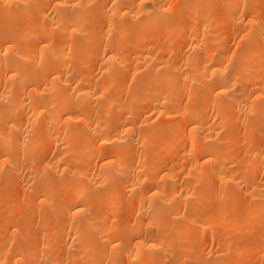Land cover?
Listing matches in <instances>:
<instances>
[{"label": "bare ground", "instance_id": "obj_1", "mask_svg": "<svg viewBox=\"0 0 264 264\" xmlns=\"http://www.w3.org/2000/svg\"><path fill=\"white\" fill-rule=\"evenodd\" d=\"M30 1L35 2L0 0L9 6L8 24L3 20L9 28L3 34L13 38L0 40V165L18 183V198L11 197L21 205L33 204L46 220L59 218L52 232L60 235L53 247L44 242L48 227L41 228L37 252L17 244L10 247V257L6 246L0 248V264L30 258L46 264L56 247L65 256L57 264H246L228 238L240 230L236 224L245 227L241 237L251 228L246 214L264 225V175H258L264 172V0L259 6L253 0H46L49 13H42L43 24L32 20L34 25L30 18L39 11L29 10ZM96 1L101 27L96 32L89 28L94 33L86 44L97 45L89 44L94 48L88 51L85 40L79 44L77 39L89 22L87 5ZM21 22L29 31L18 42L11 27ZM229 29H236L235 36L229 32L237 42L228 36ZM24 38L34 44L28 48ZM230 40L233 47H222ZM83 55L94 59L93 71L85 67ZM24 62L32 68L25 69ZM121 71L132 87L122 85L127 76L123 73L122 83ZM111 115L113 122L108 121ZM235 124H248L246 147L238 156L221 142L235 141L225 129ZM35 128L44 132L38 144L29 140ZM255 129L260 142L251 147ZM12 142L18 146L15 154L6 148ZM153 145L164 149L157 159L150 158L159 151ZM32 148L48 153L36 166L20 163ZM57 177L59 188L70 189L59 198L51 189L57 181L48 184ZM25 193L28 199L21 197ZM121 194L131 195L128 205L136 218L129 217L128 230L120 236L114 233L119 227L114 213ZM239 195L248 206L237 207L236 214L232 200ZM202 199L212 206L206 210ZM202 210L212 219L200 220ZM232 212L238 217L231 219ZM213 226L222 228L210 237L209 252L194 255L196 240L190 239L192 251L173 253L191 232L200 236ZM172 227L174 237L167 235ZM261 232L257 245L247 248H257L258 264H264V227Z\"/></svg>", "mask_w": 264, "mask_h": 264}, {"label": "rangeland", "instance_id": "obj_2", "mask_svg": "<svg viewBox=\"0 0 264 264\" xmlns=\"http://www.w3.org/2000/svg\"><path fill=\"white\" fill-rule=\"evenodd\" d=\"M253 1H255V5H257V6H259V5H261L260 3H263V0H253ZM33 5H32V4ZM4 4H6V6H4ZM9 5V4H8ZM46 5H47V1L46 0H35V2L33 1H30L29 3H28V5H27V7L29 8V10L31 9L33 12L35 11V10H38L39 12H37V14H35V16L36 17H38V19H35L34 17H32V18H30V23L32 22V20L34 21V24L35 23H37L38 21H39V23H40V21H41V23L40 24H43L44 22H43V17H42V13H49L48 12V9H47V7H46ZM100 3H99V1H96V2H92V3H89L88 5H87V8H86V19L88 18L89 19V22H88V19H87V22L88 23H84V24H86L85 26L83 25V32H84V34L82 33V37H80V38H78L77 39V42L79 43V41H80V43L79 44H82L83 42H84V40H85V42H84V45H86L87 47H89L90 48V46H89V44H91V42L90 43H88V44H86L87 42L86 41H90L89 40V35H92L94 32H96L98 29H96V28H98V27H101L100 26V24L98 25V24H96L97 23V20L96 19H99V21H100V18L98 17H96L97 15L99 16V10H97L96 11V9L99 7V8H101L100 7ZM34 7H36V8H34L35 10H33V8ZM42 6H43V8H44V10L42 9ZM97 6V7H96ZM1 7H2V9L4 10H2L1 9ZM4 7V8H3ZM7 7L9 8V6H7V3H2V6H1V4H0V9L3 11V13H2V11H0V13L1 14H3V15H1L2 16V18H1V16H0V21H1V23H0V25H1V27H0V31L2 30V34H3V32H4V29H7V27L8 26H6L8 23H7V21H8V19H9V17H8V19H5V12H6V9H7ZM18 7V6H17ZM39 7V8H38ZM98 8V9H99ZM8 10V9H7ZM36 12V11H35ZM34 12V13H35ZM96 12V13H95ZM39 13V14H38ZM220 13V12H219ZM261 15V14H260ZM7 16V15H6ZM94 17V18H93ZM7 18V17H6ZM5 19V21H6V23H4L3 22V20ZM38 20V21H37ZM23 21V20H22ZM91 22H93V23H91ZM6 24L5 26L6 27H3L4 26V24ZM91 23V24H90ZM98 23H100V22H98ZM27 23H23V27H22V22H21V24H17V25H15V26H10L11 27V29H13L14 28V30H16L15 32L18 34V38H19V36H21L22 37V35L23 36H25V32H26V34L28 33L27 31H29V26L28 25H26ZM33 23H31L30 25H34ZM87 24H89V26L87 25ZM19 26H21V27H19ZM3 27V28H2ZM84 27H87L86 29H84ZM92 27V28H91ZM9 28V27H8ZM18 28V29H17ZM22 28V29H21ZM92 29V30H94V32L92 31V30H90V29ZM19 29L22 31H20L19 32ZM88 29V30H87ZM101 29V28H100ZM10 30V29H9ZM231 30V32H232V34H234V36H235V31H236V29L235 30H233V29H229L228 31H226V32H228V33H230L229 31ZM233 30V31H232ZM10 31H13V30H10ZM18 31V32H17ZM92 32V34H91V32ZM23 32H24V34H23ZM86 32V33H85ZM88 32H90V34H88ZM13 34L11 35V37H14L13 35H15V37L14 38H16V34H14V31L12 32ZM2 34H0V40H4V39H11L8 35H7V37H6V35H2ZM86 34V35H85ZM88 34V35H87ZM231 33L230 34H228V36L229 35H232ZM3 37H5V38H3ZM85 37H89L88 39L87 38H85ZM232 37V39H236V42L238 41V37L236 36V38H233V35L232 36H230V38ZM229 38V39H230ZM24 39H26V38H24ZM81 39V40H80ZM231 39V40H232ZM11 40H13V38L11 39ZM16 40V39H15ZM22 41V39H20L19 38V40H17L18 42L19 41ZM56 40H57V37H56ZM56 40H54V41H56ZM230 40V43L228 42V43H222V47H224V48H229V46H234L235 44H234V40L233 41H231ZM235 42V43H236ZM258 42V41H257ZM22 43V42H21ZM28 43V44H27ZM27 45L28 46V48L29 47H31L30 45H33L34 44V42H33V40H31V39H26V40H23V45ZM93 44H95V42H93L91 45H93ZM231 44V45H230ZM260 42L259 43H257L256 45H257V47L258 46H260ZM97 45V44H96ZM96 45H93V46H96ZM229 45V46H228ZM262 45V44H261ZM26 47V46H25ZM88 48V49H89ZM94 48V47H93ZM93 48H90L88 51H90V50H92ZM87 49V48H86ZM259 49V48H258ZM85 57V55H83V63H85V67H87V68H93V65L94 66H96V64H93V60L94 59H90V58H88V59H86V58H84ZM84 60H85V62H84ZM90 61V62H89ZM70 63L69 64H71V61H69ZM90 64H89V63ZM92 62V63H91ZM27 63V62H26ZM25 62H24V66L23 67H25V69H29V67L30 68H32V65L28 62V64H26ZM25 64H26V66H25ZM68 64V65H69ZM87 65H90V66H87ZM87 68H85V70L87 69ZM84 69V68H83ZM95 69V68H94ZM89 71H90V69H89ZM91 71H93V69L91 70ZM95 73V72H94ZM123 73L124 72H119L118 73V76H120V80H121V82H122V80H123V78H125V76H123ZM124 74H126V76L128 75L126 72L124 73ZM263 74V76H264V72L262 73ZM101 78H104L103 76L101 77ZM127 79V82L126 81H123V82H125V83H123L122 85L123 86H125V88H126V86H127V88L130 86V87H132V81H131V79L127 76L126 78H125V80ZM130 79V80H129ZM127 83V84H126ZM124 84H126V85H124ZM260 86H261V84H260ZM262 86L264 87V81L262 82ZM129 87V88H130ZM259 88V87H258ZM12 110H16L17 111V109H12ZM19 111V110H18ZM13 112H15V111H12V113ZM17 114H18V112H17ZM16 113H14V114H12V116H14L15 115V117H16V115H17ZM10 116H11V112H10ZM113 116V117H112ZM17 117H18V115H17ZM13 118V117H12ZM116 119V117L114 116V115H111L110 117H108V121H110V122H113L114 120ZM156 119L154 118V121H155ZM151 121H153V119L151 120ZM34 127H36L35 125H34ZM246 127H248V124L247 125H240V124H235V125H233V126H231V129H230V127L229 128H225V129H228V133H227V131H224L225 133H227L226 135H232L234 138H235V141H225V140H221V142L223 141V145L225 146V145H227L226 147H230L229 149L230 150H232V154H235L236 156H238V153H239V155H240V152H242L241 150L243 149V148H245L246 147V144L244 143V141H243V139H244V137H245V129H246ZM0 128H1V126H0ZM2 128H3V126H2ZM35 130H36V128H35ZM30 131H32V130H30ZM222 131V132H223ZM34 132V133H33ZM223 132V133H224ZM30 133V132H29ZM32 134H30L31 135V137L29 138V140L30 141H33L34 143H41L42 141L41 140H44V132L42 131V130H38V128H37V130L36 131H34V129H33V131L31 132ZM224 133V134H225ZM251 134V136H252V138H253V141H252V143L250 144L251 145V147H253L255 144H258L259 142H260V136H258V129H255V130H253L252 131V133H250ZM226 135H224V136H226ZM37 136V137H36ZM223 136V137H224ZM33 138H34V140H33ZM32 139V140H31ZM40 140V141H39ZM36 141V142H35ZM150 141V140H149ZM154 141V142H153ZM154 143V144H157L158 142H157V140H151V143ZM156 142V143H155ZM37 143V144H38ZM150 143V142H149ZM149 143H147V144H149ZM151 143H150V146H151ZM245 145H244V144ZM250 145H248L247 147H249L250 148ZM10 146V148L9 147H6L7 148V151H9V153H10V150H11V153H14L15 154V152H17L18 151V146H17V144H15V142L13 143L12 142V145L10 144L9 145ZM149 145H148V148H151ZM153 146H155L154 148H156V146H158V145H153ZM38 148V147H37ZM5 149V148H4ZM17 149V150H16ZM33 149V148H32ZM157 150H159L158 148H156ZM251 149V148H250ZM35 150H37V151H35ZM163 150L164 149H162V150H159V151H157L158 153H156L155 152V154L154 153H152L151 154V157H150V155H149V153L147 154V155H149V157L150 158H152L153 156H154V158L155 159H157L158 157H160L159 156V154H162V152H163ZM239 150V151H238ZM6 151V150H5ZM234 151V152H233ZM25 152V154H24V156H23V158H22V160L20 161V163H22V164H29L30 162H33V165L35 164V166L37 165L36 163L38 162L39 163V161H40V159L39 158H42L43 156L42 155H46L48 152H47V150H39L38 151V149H33V154L32 153H29V149H26V151H24ZM31 152V151H30ZM35 152H36V154H35ZM47 152V153H46ZM41 153V154H40ZM164 153H165V151H164ZM158 154V156L157 157H155V155H157ZM25 155H27V156H25ZM37 155V156H36ZM32 156V157H31ZM36 156V157H35ZM161 156H163V155H161ZM35 157V158H34ZM169 157V156H168ZM37 158V159H36ZM36 159V160H35ZM170 159H172V160H174V157L172 156ZM169 159V160H170ZM34 160H35V162H34ZM37 160H39V161H37ZM28 161H30V162H28ZM25 162H27V163H25ZM170 162V161H169ZM172 162V161H171ZM1 166V165H0ZM3 166V165H2ZM1 166V167H2ZM4 167V166H3ZM7 169V167L5 166L4 167V169ZM5 169V171L2 169H0V192H1V194H0V248H2L3 250H5L4 249V247H6V246H9V247H6V250H7V248H10V247H13L14 245H17V244H19L20 246H24V247H27V248H33L34 249V251L35 252H37L36 251V249L38 248H40V247H38L39 245H41V243L43 242L42 240L43 239H41V236H42V232H43V228L45 229V227H48L47 229H45V235H47L49 232H50V235L48 234V238H47V240H44V242H46L47 244H50L51 246H55V245H58L57 243V241L59 240V235L60 234H56L54 231L52 232V230L53 229H56V227H55V222L54 221H57V223H59V218H58V220H56L55 219V217H53L55 220H53V219H51L50 218V220H46V218H45V215L46 214H43V213H45V212H43L42 213V210H40L39 208H37V207H35L33 204H29V203H27V205H21V204H19V202H18V200H14V199H17L18 198V195H19V191H18V183H16V180H15V178H12L13 176L11 175V174H6V172L8 171V169L6 170ZM255 175V174H254ZM258 175H264V172H262V171H258ZM5 177V178H4ZM11 177V178H10ZM15 180V181H14ZM55 180V179H54ZM59 179H58V177H57V179L55 180V181H51V182H49L48 184L50 185V184H53V183H55L56 181V183L55 184H53L50 188L53 190L54 188V191H56L55 193V196L56 195H58L57 197L59 198V197H61L62 195L64 196L65 194H67V193H70V189H67V190H62V188H59V186H58V182H61L62 183V181H58ZM60 184V183H59ZM202 184V183H201ZM201 184H197V185H200V188L199 189H203L204 188V184H202V186H201ZM11 185V186H10ZM13 185V186H12ZM61 185V184H60ZM54 186H56V187H54ZM61 187V186H60ZM197 187V186H196ZM58 188V189H57ZM7 189V190H6ZM8 189H9V192H7L8 191ZM16 189V190H15ZM99 189V188H98ZM98 189H95V191H97L98 192ZM101 190H103V189H100L99 191H101ZM197 190H198V188H197ZM61 193H60V192ZM15 192V193H14ZM57 192L58 193H60V194H57ZM27 193H28V197H31V196H29V194H31V192H28L27 191ZM27 193H25L24 195H21V197H27ZM53 193V192H52ZM64 193V194H63ZM18 194V195H17ZM54 194V193H53ZM53 194H52V196H53ZM14 195V196H13ZM15 195L17 196V198L15 197ZM26 195V196H25ZM122 196H120L121 197V199L119 200V202H118V209L120 210H118V209H116V213H114V216H115V214H116V216H115V220L118 222V225H119V227L118 228H116V229H114V233L116 232L118 235H122L123 234V232H126V230H128L127 229V227L128 226H126V223H129V222H127L128 220L130 221L132 218H133V220H131V221H134V218H136V216L135 217H132L133 215H131L130 213H132L131 212V208H130V203H131V195L129 194H127V195H125V194H121ZM14 198H12V197ZM241 196V197H240ZM28 197L26 198V199H28ZM56 197V198H57ZM129 197H130V199H129ZM9 198H11V199H9ZM57 198V199H58ZM126 198L128 199V201H126ZM242 198H245V196H242V195H239V196H237V198H235V199H237V200H232V202H233V204L235 205V211H233V212H235L236 214H240V211H237L236 210V208L237 207H240L241 209H243V208H245V206L247 207L248 206V204L246 205V198L245 199H242ZM57 199H55V200H57ZM203 199H205V198H203ZM202 199V201H201V203H202V205L206 208V206H212V202H211V205H210V203H208L207 202V200H203ZM242 199V200H241ZM12 200L14 201V202H16L17 204H15L14 202H12ZM11 202V203H9V202ZM19 201H20V199H19ZM121 201V202H120ZM211 200H209V202H210ZM244 201V202H243ZM56 203V202H55ZM128 203H129V205H128ZM208 203V204H207ZM245 203V204H244ZM9 204H10V206H9ZM206 204V205H205ZM55 205V204H54ZM120 205V206H119ZM200 205V204H199ZM202 205H200V210H201V207H203ZM11 207V208H10ZM15 207V208H14ZM19 207V208H18ZM203 207V208H204ZM17 208H18V210H17ZM202 208V209H203ZM10 209V211L7 213V210H9ZM199 209V208H198ZM206 210H207V208H206ZM13 211V212H12ZM16 211H18L17 213H16ZM6 212V213H5ZM34 212V213H33ZM128 212V213H127ZM232 212V215L230 216L231 217V219L233 218V216H237L235 213H233ZM201 213H203V214H200V220H204V221H209V219H212L211 218V215H210V213H208L207 214V211H206V214H204L205 213V211H201ZM35 214V215H34ZM130 214V215H129ZM134 214H136V213H134ZM234 214V215H233ZM42 215V216H41ZM44 215V216H43ZM31 216V217H30ZM43 217L45 218V219H43ZM129 217H132L131 219L129 218ZM228 217L229 216H227V220H228ZM238 217V216H237ZM28 218V219H27ZM138 218V217H137ZM244 218H246V221L248 222V225L251 223V221H252V225H251V228H248V231H247V233H248V235H247V233H246V231L245 232H243V233H245V235H247V236H243L242 235V237H241V232H240V230L241 229H244L243 227H241L240 225H237L236 224V229H240L239 231H237V230H235L234 232L231 230V232H233L234 234L236 233V231H237V233L235 234V236H234V234H232V236L231 237H233V238H235V237H238V238H236V239H233V238H230V236H229V238L228 239H230V240H232L233 242V245L235 246V247H237L236 249L238 250V248H239V250L241 251L239 254H240V256H239V258H240V261H243V262H245L246 264H258V260L259 259H257L258 257H256L257 256V252H256V250H257V248H255V249H253V250H251V252H248L251 248H252V244L255 242V244H253V246H256L257 244H256V242L258 241V239L257 238H259V233L261 232V231H263V227H264V225H263V223H262V221L261 222H258V221H256L255 222V220H254V218L252 217V215L251 216H247V214H246V216L244 215ZM44 220V222H45V220L47 221L46 222V224L45 223H43V220ZM230 219V218H229ZM248 219V220H247ZM30 220V221H29ZM42 220V221H41ZM136 220V219H135ZM226 220V219H225ZM224 220V221H225ZM235 220V219H234ZM24 221V222H23ZM137 221V220H136ZM229 221H231V220H228L226 223H228ZM254 221V222H253ZM116 222V223H117ZM56 223V224H57ZM44 224V225H43ZM14 225V226H13ZM46 225V226H45ZM247 224L245 225L246 227L248 226ZM42 226V227H41ZM224 226H225V224H224ZM15 227V228H14ZM214 228L212 229V231H210V232H208V233H205V234H203V235H198L197 233H195V232H191V233H193V234H191L190 233V235H188L187 237H188V239H187V241H185L186 239H185V237H182L181 236V238L182 239H185V240H181L182 242H178V243H176V247H174L173 248V253L176 255L177 253H179L180 251H182V250H191V248H188V247H190V246H188L189 244H188V242H190L189 240L190 239H192V240H196V241H193L194 243H193V248H195V253H194V250H193V253H194V255H196V253L198 254V252L200 251V253L201 252H209V250H208V248L210 249V245L209 246H206L207 244H210V237L212 236V237H216L217 235L216 234H218L219 232H221V228L222 227H218V226H213ZM239 227V228H238ZM249 227V226H248ZM42 228V229H41ZM170 228V227H169ZM169 228H167V229H169ZM174 227H172L170 230L171 231H169L168 232V234L167 235H169V236H171V237H174V234H176V231H175V229H173ZM250 229V230H249ZM46 230H47V234H46ZM223 230V229H222ZM245 230V229H244ZM168 231V230H167ZM174 231V232H173ZM227 231V230H226ZM226 231H225V233H226ZM251 231V232H250ZM12 233V234H10L9 235V233ZM40 232V233H39ZM43 232V233H44ZM130 232V231H129ZM223 232V231H222ZM229 232V231H228ZM231 232L229 233V235L231 234ZM2 233H4V234H2ZM115 233V234H116ZM195 233V234H194ZM212 235H211V234ZM242 233V234H243ZM262 233V232H261ZM9 235L8 237H7V235ZM15 234V235H14ZM30 234V235H29ZM209 234V235H208ZM23 235V236H22ZM28 235V236H27ZM192 235V236H191ZM238 235V236H237ZM240 235V236H239ZM253 236H255V237H253ZM22 237V238H21ZM50 237V238H49ZM52 237V238H51ZM247 237V238H246ZM13 238V239H12ZM55 240H54V239ZM168 238H170V237H167V240H169ZM253 238V239H252ZM260 239V238H259ZM21 240V241H20ZM173 239H171L170 238V241H172ZM191 240V241H192ZM209 240V241H208ZM3 241V242H2ZM54 241H55V243H54ZM260 241V240H259ZM37 244H36V243ZM40 242V243H39ZM196 242H199V247H197L195 244H196ZM1 243H3L4 244V246L2 245L1 246ZM9 243H11V244H9ZM27 243L28 244H30V243H32L33 245L31 246V245H27ZM190 244H192V242L190 243ZM201 244V245H200ZM185 245V246H184ZM35 246H37V247H35ZM196 246V247H195ZM201 246L203 247V248H205L204 250L201 248ZM187 247V248H186ZM249 247V248H248ZM58 248H59V246H58ZM183 248V249H182ZM198 248V249H197ZM249 250H248V249ZM1 249V250H2ZM11 249V248H10ZM53 249H55V248H53ZM62 248L60 247L59 249H57V247H56V250L55 251H53L52 249V252H50V258H51V262H48V263H46V264H57V263H59V262H57L56 260L57 259H59V257H65L64 256V251H62L61 250ZM175 249V250H174ZM246 249V250H245ZM40 250H42V249H40ZM40 250L38 251V253H40L41 254V252H40ZM242 250H245V252H243ZM248 250V251H247ZM255 250V251H254ZM9 251V250H8ZM178 251V252H177ZM192 251V250H191ZM190 251V252H191ZM258 251V250H257ZM12 249H11V252H9V255H10V257H12ZM203 252V253H204ZM247 252L249 253V254H247ZM11 253V254H10ZM192 253V252H191ZM192 253V254H193ZM199 253V255L201 256V254ZM202 253V255H204ZM36 254V253H35ZM206 254V253H205ZM208 254V253H207ZM252 256H251V255ZM8 254H7V252L5 253V257L6 256H9ZM59 255H61V256H59ZM98 255V254H97ZM96 254L94 255V256H97ZM198 255V256H199ZM35 256V255H34ZM173 256V255H172ZM244 256V257H243ZM253 256H254V258H253ZM10 257H8V259L10 260L11 258ZM53 257V258H52ZM58 257V258H57ZM251 257V258H250ZM259 257H260V255H259ZM6 259H7V257H6ZM34 259V258H33ZM33 259H28L27 261L25 260L24 262L25 263H23V264H35L36 262H34L35 261V259L33 260ZM52 259H55L54 261V263L52 262L53 260ZM60 260H63L62 258H60ZM100 260H102V259H100ZM261 260V259H260ZM76 261L79 263V259H76ZM27 262V263H26ZM34 262V263H33ZM61 262V261H60ZM260 263H261V261H260ZM9 264V263H8ZM38 264V263H37ZM39 264H43V263H39ZM61 264V263H60ZM99 264H101V262L99 263ZM103 264V263H102ZM105 264H109V263H105Z\"/></svg>", "mask_w": 264, "mask_h": 264}]
</instances>
